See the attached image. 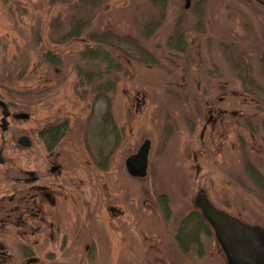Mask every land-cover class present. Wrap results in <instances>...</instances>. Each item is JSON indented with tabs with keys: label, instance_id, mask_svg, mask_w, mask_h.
Returning <instances> with one entry per match:
<instances>
[{
	"label": "rangeland",
	"instance_id": "374dc122",
	"mask_svg": "<svg viewBox=\"0 0 264 264\" xmlns=\"http://www.w3.org/2000/svg\"><path fill=\"white\" fill-rule=\"evenodd\" d=\"M184 6L0 0V101L30 116L23 128L67 124L54 152L63 174L48 188L64 192L65 225L80 230L64 250L44 245L41 264H226L203 219L199 227L184 223L200 215L199 190L216 210L264 230V0ZM76 25L80 35L65 40ZM90 35L104 40L117 70L107 74L100 60L82 58L98 45ZM77 68L102 77L80 87ZM106 81L114 91L95 94ZM144 140L148 167L139 182L124 161ZM0 151V192L11 190L15 169H46L43 151L31 160L1 130ZM101 154H109L106 170ZM110 206L120 216L111 218ZM182 228L180 236L201 247L181 252Z\"/></svg>",
	"mask_w": 264,
	"mask_h": 264
},
{
	"label": "flooded vegetation",
	"instance_id": "af4514ba",
	"mask_svg": "<svg viewBox=\"0 0 264 264\" xmlns=\"http://www.w3.org/2000/svg\"><path fill=\"white\" fill-rule=\"evenodd\" d=\"M7 111L9 115L6 118L4 131L0 129L2 133L9 132V137L15 148L25 150L31 160L37 156L39 151H43L48 160L46 169L41 172L15 169L11 174L13 184L11 190L0 192V264H41L40 259L43 258L44 245L60 242L62 250H64L66 242L76 241L80 230L78 228V230L72 231L65 225L64 192L60 189L50 190L48 188L49 180L59 181L63 174V166L59 162L60 156L54 152L66 135L67 124L65 122L42 126L32 124L23 128L22 125L29 121L30 116L27 115L26 120H16L17 113L12 112L8 107ZM8 120H13L15 123L9 125ZM10 126L12 127L10 128ZM49 143H53V145ZM1 152L0 164L3 162ZM96 157L99 158V169L106 170L109 167V154H101ZM128 177L139 182L145 178ZM254 178L259 188L258 175L256 174ZM206 198L208 200L207 195ZM209 203L211 204L210 201ZM111 209H114L113 212ZM166 210L170 213L168 207ZM107 212L111 218L120 216V212L111 206L108 207ZM233 217L239 219L236 216ZM176 243L184 254L189 252L192 245L201 247L199 240L194 243V240H187L183 235L176 237ZM87 250L88 247H86Z\"/></svg>",
	"mask_w": 264,
	"mask_h": 264
},
{
	"label": "water",
	"instance_id": "95a60500",
	"mask_svg": "<svg viewBox=\"0 0 264 264\" xmlns=\"http://www.w3.org/2000/svg\"><path fill=\"white\" fill-rule=\"evenodd\" d=\"M185 9L189 8V0H184ZM1 127L5 129L8 117L6 105L0 101ZM26 114H18L16 120H26ZM150 142L144 140L135 154L124 161V168L132 178H144L147 173ZM194 206L200 211L203 220L211 229L220 247L226 264H264V230L251 226L227 213L216 210L207 200L203 190L194 197ZM114 209H111L113 212Z\"/></svg>",
	"mask_w": 264,
	"mask_h": 264
},
{
	"label": "trees",
	"instance_id": "16d2710c",
	"mask_svg": "<svg viewBox=\"0 0 264 264\" xmlns=\"http://www.w3.org/2000/svg\"><path fill=\"white\" fill-rule=\"evenodd\" d=\"M162 15H163V12H162ZM155 27H156V25H154V27H152V28L154 29ZM81 28H82V26H77V25L74 26L68 32V34L64 37L65 40H71L73 38L78 37L81 33ZM88 39L91 43H96L98 45L94 48H87L82 53V58H84L86 60H90V61L100 60L102 63H104L106 65L105 73H107V74L110 73L112 70H117V65H116L115 61L111 58L110 53L107 51L108 50L107 45L104 42V40H102L101 38H99L96 35H90ZM44 57H45L47 62H51L54 64L59 63L57 60H55V62L53 61V59H55L56 57H53V55L50 53H47ZM77 76L79 77V85L81 87V86H84L85 84H88V85L92 84L94 82V79L100 80L102 77V72H100V71H95V72L83 71L82 69L77 68ZM114 88H115L114 82L106 81L105 83L98 84L96 86L95 94H98V95H103L105 93L107 94L109 92H113ZM49 144L53 145V143H49ZM190 218H191V220H189ZM188 221L192 222L194 226L197 225V227H199L200 225H203L202 218L199 214L192 213L189 218L187 217L184 220V223H186ZM182 230H183V228L179 230L178 236H180V232L182 233Z\"/></svg>",
	"mask_w": 264,
	"mask_h": 264
}]
</instances>
